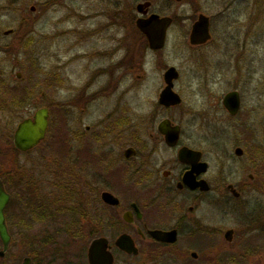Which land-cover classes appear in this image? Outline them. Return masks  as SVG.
Here are the masks:
<instances>
[{"label": "flooded vegetation", "instance_id": "obj_1", "mask_svg": "<svg viewBox=\"0 0 264 264\" xmlns=\"http://www.w3.org/2000/svg\"><path fill=\"white\" fill-rule=\"evenodd\" d=\"M201 1L208 5L206 9L203 2L198 5V0H162L169 6L176 4L177 8H187L175 14L166 6L157 8L154 0L137 1L135 9L142 2H149V5L143 7L144 13L131 16L130 23L119 22V18L113 16L112 22L97 23L88 32L84 31V36L94 37L96 42L81 43L79 37L72 39L73 43L67 49L71 51L49 73L45 103L39 102L40 97L27 89L12 88L8 92L2 86L4 79L0 72V157L34 153L37 159L28 198L22 193L14 200L8 184L13 173L11 170L0 173L4 189L10 195L4 208L9 242L4 249L0 239V264H7L11 250L14 260L11 264H90L88 247L98 238L106 240L105 250L109 252L112 264L235 262L230 250L235 247L237 235L241 234V226L229 224L218 230L213 214L217 211L232 220L246 218L247 214L241 216L245 212L240 199L242 190L236 183H227L224 192L229 198L213 197V180L208 176L209 163L203 152L183 135L181 116L166 113L177 110L183 96L178 87L181 68L172 59L167 60L163 51L169 39L174 41L175 54H179L174 57H182L180 44L186 39L188 52H197L211 42L221 41L225 38L224 31H231L227 15L232 14L244 24L242 43L246 45L248 37L255 35L256 24L242 20L239 14L236 16L233 5L242 1L245 6L249 3V7L256 9L258 0L254 3L252 0ZM194 3L197 5L193 6ZM53 4L54 0H33L29 10L41 14ZM114 4L112 9H100L99 14H128L125 0H117ZM191 7L193 10L187 15ZM252 13L246 11L247 17ZM152 14L171 18L161 47L152 48L147 35L135 23L137 17ZM200 16L206 18L208 38L192 43L190 33ZM75 24L74 30L80 31L81 22ZM8 30L3 33H13L12 28ZM100 40L106 41L105 44L100 45ZM79 46L81 51H76ZM135 49L140 57L142 51L153 53L155 67L162 78L155 104L161 111L153 114V120L135 114L132 102L135 76L145 61L144 57L136 59ZM234 55L236 62L244 67L247 54L238 49L234 50ZM189 58L197 62L202 56L195 53ZM171 67L176 72L172 91L180 101L165 105L160 103L159 97L166 86L164 75ZM229 91L238 92L239 107L235 114L224 108L230 116H236L241 109V91L235 88ZM227 92L222 96V105ZM43 95L45 93L41 92ZM39 110L46 113L44 136L29 149L17 148L14 133L18 125L24 120L33 121ZM163 120L179 128L174 143H168L158 129ZM51 133L48 149L61 160L57 167L49 164V157L46 158L47 165L38 159L50 154L44 141ZM182 148L199 152L196 165L192 164L189 155L183 159L179 157ZM53 160L55 162V158ZM201 162L205 163L204 169L198 166ZM14 176L17 177V188L21 174ZM258 215H251L255 217L253 221L251 218L249 222L242 220L239 223L246 221L259 228L261 216ZM33 228L28 233L27 229ZM153 231H159L155 232L158 237ZM27 235L31 249L19 253ZM124 236L132 243L129 249L119 245L120 237ZM242 237L236 243L240 250V245L245 243ZM15 239H18L17 251H14ZM238 255L243 258L244 254L240 251Z\"/></svg>", "mask_w": 264, "mask_h": 264}, {"label": "rangeland", "instance_id": "obj_2", "mask_svg": "<svg viewBox=\"0 0 264 264\" xmlns=\"http://www.w3.org/2000/svg\"><path fill=\"white\" fill-rule=\"evenodd\" d=\"M32 1L0 0V72L2 71L4 79L2 86L6 87L8 92L12 88L27 89L40 97L39 102L45 103L49 73L61 64L63 57L71 51L67 49L73 43L72 39L79 37L81 43L96 42L94 37L84 36V31L88 32L97 23L112 22L113 16L118 17L119 22L130 23L131 16L138 13L135 4L141 0H125V3L127 2L125 8H129V12L118 16L99 14L102 8H114V2L117 0H54V4L41 14L39 11L33 13L29 10ZM198 1V5L203 2ZM254 2L255 0H252V3ZM203 3L202 6L206 9L208 5L206 2ZM154 5L157 8L164 6L167 9L171 8L173 14L186 8L185 6L177 8L176 4L169 6L162 0H154ZM247 5L245 6L242 1L233 5L236 16L239 14L242 20L246 19V22L256 24L253 29L255 35L248 37L246 45L242 43L244 24L234 19L233 14L227 15L231 31H226L227 33L224 31L225 38L223 39L221 31V41L211 42L197 52L194 50L188 52L186 39L180 44L182 57H174L179 54L178 52L175 54L174 41L169 39L163 54L167 60L172 59V62L181 68L178 87L182 90L183 101L177 110H167L166 113H172L178 118L181 116L183 135L189 137L191 144L203 152L204 159L209 163L208 176L213 180V197L222 200L229 198L224 192L227 183H236L242 190L240 199L245 212H242L241 216L247 214L246 218L244 216L232 220L229 216L222 217L223 215L217 211L213 214L217 220L214 224L218 230L229 224L241 226V234L237 235L235 247L230 250L235 261L232 264H264V0H258L256 9L249 7V3ZM192 10L191 7L187 15ZM246 11L253 13L247 17ZM75 22H81L83 31L74 30ZM10 28L13 29V33L5 35L3 32ZM105 42L100 40L98 43L103 45ZM135 43L137 49L138 42ZM81 49L79 46L76 51ZM136 49L137 59L140 56ZM238 49L247 54L243 61L244 67L236 62L234 50ZM195 53L202 56L197 62L189 58ZM152 54V52L145 54L142 51L140 58L144 57L145 61L142 63V69L136 71L132 102L136 116L146 115L153 120V114L161 111L155 104L162 78L158 75ZM186 57L188 59H185ZM137 65L138 63L136 67ZM17 73L20 75L17 76ZM233 88L241 91L242 98L241 109L236 116H230L222 105L223 94ZM41 92L45 95L41 96ZM16 122L17 120L14 124ZM151 131H154L153 128ZM51 136L52 133L46 138L45 143L43 142L47 149L51 143ZM236 147L242 148V155L234 153ZM49 151L50 154L46 153L45 158L38 159L43 165H47L46 158L49 157V164L57 167L61 160L54 156L55 153ZM36 165L34 153L21 154L19 157H0V173L5 170H11L13 173L8 184L14 200L21 197L22 193L24 198L29 197ZM15 173L21 174V183L17 188ZM249 174H252V177H249ZM253 214L261 216L259 228H256L254 223H251L252 226L246 222H249ZM242 220H246L245 223H239ZM27 230L29 233L34 228ZM27 237L28 235L24 236L18 249L19 253L31 249L30 237ZM241 237L245 243L240 245V250L236 243ZM17 243L18 239H15L14 251H17ZM240 251L244 254L243 258L238 255ZM11 256L12 250L7 256V264L13 263Z\"/></svg>", "mask_w": 264, "mask_h": 264}, {"label": "water", "instance_id": "obj_3", "mask_svg": "<svg viewBox=\"0 0 264 264\" xmlns=\"http://www.w3.org/2000/svg\"><path fill=\"white\" fill-rule=\"evenodd\" d=\"M149 5V2L139 3L136 7L138 13H144L143 7ZM171 18L168 16H159L152 14L149 17L139 16L135 20L136 26L140 31L145 33L150 42L152 48L161 47L164 42L166 27L170 23ZM10 30H6L8 33ZM208 38L207 22L204 16H200L198 20L194 23L191 33L190 41L192 43H200L206 41ZM19 75V73L17 74ZM176 77V72L174 68H169L164 79L166 86L160 93L159 101L165 105L176 104L180 101L179 96L172 91V79ZM223 105L231 114H235L239 107V96L237 91H229L224 95ZM45 110H39L34 118V120H24L22 121L15 133H14V145L21 149L26 150L33 147L38 141L44 136V131L47 125V120L45 116ZM159 131L165 135L166 141L168 143H174L179 135L178 126L170 125L168 120H163L158 125ZM236 155H242L243 150L240 147L234 149ZM187 155L190 156V161L192 164L196 165V160H198L199 152L190 150L188 148H182L179 152V157L181 159L185 158ZM204 169L205 163H198ZM252 177V174H249ZM231 187V185H230ZM235 194H237L233 189H231ZM10 195L5 191L2 181L0 180V239L3 243L4 249L7 248L9 242V235L7 232V227L4 219V208L9 201ZM159 231H153V234ZM127 237H120L119 245L122 248L129 249L132 247L130 240ZM106 248V240L103 238L94 239L91 241L88 247V257L90 264H112V260ZM2 253V251H1Z\"/></svg>", "mask_w": 264, "mask_h": 264}]
</instances>
